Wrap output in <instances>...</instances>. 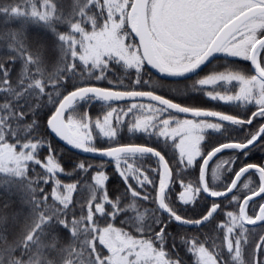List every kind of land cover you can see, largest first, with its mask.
<instances>
[{
	"label": "snow or ice",
	"instance_id": "6c2138e0",
	"mask_svg": "<svg viewBox=\"0 0 264 264\" xmlns=\"http://www.w3.org/2000/svg\"><path fill=\"white\" fill-rule=\"evenodd\" d=\"M252 152L264 0H0V264H264Z\"/></svg>",
	"mask_w": 264,
	"mask_h": 264
},
{
	"label": "flooded vegetation",
	"instance_id": "af4514ba",
	"mask_svg": "<svg viewBox=\"0 0 264 264\" xmlns=\"http://www.w3.org/2000/svg\"><path fill=\"white\" fill-rule=\"evenodd\" d=\"M232 61L229 59L227 61V64H231ZM226 66V62L223 60L220 61H215L211 64H209L208 66H206L200 73L201 74H207L208 72L211 71H219L222 68H224ZM205 104L209 103L207 101H204ZM214 142V134H210L208 140L205 141L206 144H208L209 146H211V144ZM264 160V155H262L259 152H252L247 158H243L237 161L236 167L241 166L242 164H246V163H259L260 161ZM210 163H214L210 162ZM231 176V173H228L225 175L224 177V182H226ZM219 186V185H218Z\"/></svg>",
	"mask_w": 264,
	"mask_h": 264
},
{
	"label": "trees",
	"instance_id": "16d2710c",
	"mask_svg": "<svg viewBox=\"0 0 264 264\" xmlns=\"http://www.w3.org/2000/svg\"><path fill=\"white\" fill-rule=\"evenodd\" d=\"M30 34L34 33L35 30L33 29H29ZM100 109L99 107L90 109V111L93 113V115H95L96 112H98ZM80 158H83L80 156ZM195 171H192L188 174H184L183 178L185 179H195ZM63 179H65L66 182H70V179H72L73 177L69 176V177H62ZM178 187V184L177 186ZM219 187V186H218ZM174 194V193H173ZM15 197H9L6 193H4L3 191H0V204H3L6 200H15ZM13 207H16V205H13ZM177 211L181 214V215H191L189 209L187 206H181L177 208ZM170 231L174 230L173 228L169 229ZM191 229H189L190 231Z\"/></svg>",
	"mask_w": 264,
	"mask_h": 264
},
{
	"label": "water",
	"instance_id": "95a60500",
	"mask_svg": "<svg viewBox=\"0 0 264 264\" xmlns=\"http://www.w3.org/2000/svg\"><path fill=\"white\" fill-rule=\"evenodd\" d=\"M210 60H211V58H209ZM210 63H208L207 61L205 62V64L204 65H202L201 67H200V69H198L197 70V72H201L206 66H208ZM79 156H81V157H83V154H79Z\"/></svg>",
	"mask_w": 264,
	"mask_h": 264
}]
</instances>
